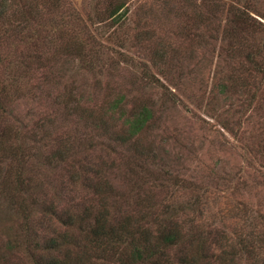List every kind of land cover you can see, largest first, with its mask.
Wrapping results in <instances>:
<instances>
[{
    "label": "trees",
    "instance_id": "trees-1",
    "mask_svg": "<svg viewBox=\"0 0 264 264\" xmlns=\"http://www.w3.org/2000/svg\"><path fill=\"white\" fill-rule=\"evenodd\" d=\"M175 1L192 16L176 36L223 55L208 108L239 93L264 115L261 0H0V194L20 235L50 228L25 244L32 264H264V214L243 201L227 208L238 230L208 221L215 199H181L193 183L164 170L155 147L191 70L169 43L147 47L154 32L140 20L170 16ZM131 41L145 58L127 53ZM123 66L130 79L109 78ZM21 97L43 106L30 125Z\"/></svg>",
    "mask_w": 264,
    "mask_h": 264
},
{
    "label": "rangeland",
    "instance_id": "rangeland-1",
    "mask_svg": "<svg viewBox=\"0 0 264 264\" xmlns=\"http://www.w3.org/2000/svg\"><path fill=\"white\" fill-rule=\"evenodd\" d=\"M175 4L176 9L170 16L157 8L152 15L143 16L140 20L141 25L154 32L153 42L145 43L147 47L157 46L159 42L169 43V50L191 70V74L184 79V94H179V103L168 101L164 105L160 128L155 131L158 132L155 139L160 145L155 147L163 158L164 170L193 183L190 189L179 190V197L186 198L206 189L208 198L216 201L212 211L207 213L210 217L208 221L221 220L225 230L232 233L238 230L240 224L237 218L227 213V208L232 205L244 201L264 214V160L260 156L264 146V115L254 107V103L249 107L238 106L242 101L239 93H236L238 97L218 95L213 102L214 109L208 108L213 82H216V76L221 75L220 72H225L223 55L220 54L219 43H214L212 50L210 47L198 50L193 40L183 42L176 36L187 23L186 16H192L189 10H185V3L175 1ZM260 4L264 10V0ZM134 33L133 25L130 34ZM125 50L137 59L146 57L140 52L147 54L143 46L135 45L134 41L129 42ZM123 67L111 72L109 78L119 82L130 79L127 66ZM91 81L88 77L87 82ZM132 90L138 91L135 86ZM16 103L18 115L27 125L43 110L40 103L28 97H21ZM147 139L149 141L150 137L147 136ZM4 169L0 158V181ZM3 196L1 193L0 264H32L24 246L26 243L41 242L39 236L42 230L49 234L50 228L41 227L45 224L38 225L34 221L31 232L34 230L36 234L29 238L20 235L18 217ZM212 214L216 216L211 218Z\"/></svg>",
    "mask_w": 264,
    "mask_h": 264
}]
</instances>
